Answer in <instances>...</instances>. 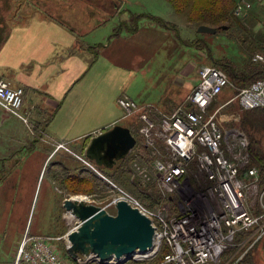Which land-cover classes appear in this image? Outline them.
<instances>
[{
  "label": "crops",
  "instance_id": "crops-1",
  "mask_svg": "<svg viewBox=\"0 0 264 264\" xmlns=\"http://www.w3.org/2000/svg\"><path fill=\"white\" fill-rule=\"evenodd\" d=\"M12 1H16L13 4L17 9L12 13L17 18L21 17L22 8L28 10L37 6L32 0H24L23 5H18V0ZM28 16L7 31L4 23L0 24V78L24 89L23 110L29 114V122L24 123L0 107L3 177L0 181L3 183L19 184L28 168L35 169L37 179L46 176L47 182L52 183L51 173L45 174L47 158L52 154L49 146L54 142L76 146L79 140L90 136L88 142L97 132L119 122L124 113L117 104L121 95L128 96L139 106L148 105L160 113H170L193 89L188 91L193 83L194 68V59L188 57V52L203 56V52L190 43L200 33L198 27L194 30L179 23L172 38L176 47L170 50L171 56L165 53L166 65L154 70L150 64L160 61V58L155 59L158 50L167 48L169 41V37L163 40L162 29L141 26L134 33L122 32L112 37V32L105 33L100 42L94 43L102 46L96 59L90 62L85 48L94 44L86 41L87 34L105 25L106 18L105 21L100 18V22L86 18L89 24L85 25L89 27L83 25V29L74 30L63 21H55L56 18H42L44 15L37 8L31 9ZM216 33L202 34L211 35L208 40L212 42ZM178 47L185 49L182 57L178 56ZM216 48L219 52V46ZM168 62L171 65H167ZM129 80L134 84V91L127 85ZM71 149L60 151H67L76 158ZM3 189L1 186L0 191Z\"/></svg>",
  "mask_w": 264,
  "mask_h": 264
},
{
  "label": "built area",
  "instance_id": "built-area-1",
  "mask_svg": "<svg viewBox=\"0 0 264 264\" xmlns=\"http://www.w3.org/2000/svg\"><path fill=\"white\" fill-rule=\"evenodd\" d=\"M257 1L264 5V0ZM251 6L250 1L239 0L234 13L241 16ZM252 60L264 63V53H255ZM229 85L230 81L223 70L213 65L203 66L198 73V82L185 102L170 113H161L158 127L146 111L151 106H139L126 95L117 98L124 118L138 114L142 122L139 131L145 145L153 146L154 136L163 140L167 149L166 156L153 162L154 174L163 176L162 180H158L163 189L168 192L179 191L186 166L193 160L213 184L211 190L220 199V210L206 218L196 216L198 211L185 197L179 204L180 214L168 216L164 212L165 207L148 209L129 193L120 190V194L106 203L104 208H114L117 200L123 199L150 218L155 230L153 248L146 253H135L128 260H148L143 264H217L228 248L247 242L248 238L237 242L238 233L250 232V237L254 236L250 246L264 235V189L258 194L259 212L254 213L245 204L247 192L257 187L259 181L257 168L247 167L248 160L244 153L246 135L236 128L227 131L229 137L238 139L228 144L227 150L240 146L243 154L239 161L226 156V149L222 145L225 131L216 117L219 109L208 111L215 98ZM23 96L24 89L21 86H13L8 80L0 79V107L28 123L29 114L23 110ZM235 98L243 108H264V79H256L241 88L230 101ZM185 104L188 106L182 107ZM61 146L63 144L57 145V148ZM78 158L98 176L109 181L93 162L86 157ZM134 169L138 176L148 179L150 171L146 165L134 163ZM81 198L93 203L89 197ZM78 225L79 221L75 218L72 227L60 236L25 235L17 247L13 264H68L57 242H65L67 249V233ZM162 245L169 250L157 261H151L157 257ZM241 257L227 264H239ZM75 260L78 264L101 263L92 254L78 255ZM101 264L121 263L112 258Z\"/></svg>",
  "mask_w": 264,
  "mask_h": 264
},
{
  "label": "rangeland",
  "instance_id": "rangeland-1",
  "mask_svg": "<svg viewBox=\"0 0 264 264\" xmlns=\"http://www.w3.org/2000/svg\"><path fill=\"white\" fill-rule=\"evenodd\" d=\"M32 1L37 2V6H33V8L31 9L37 8L38 12H42V14L44 15L42 16V18H56L55 21L58 20L57 22L59 23H62L63 21L68 27L74 30H80L81 28L83 29V25H88L89 21L86 18H92L91 21H93L95 18L98 22H100V18H102V21H105L106 18L107 23L105 25L95 30L93 29V31L87 34L86 41H92L91 44L100 42L101 39L104 38L105 33H108V35H110L112 29L116 27L121 21L119 20V18H125V20H128L129 18H132L134 15H136V18H141L140 27L142 26L162 29L163 40H167L169 37V41L167 42V48L169 49V52L165 50L166 47L159 48V53L157 54L155 59L158 60V58H160V61L158 63L157 61H153V63L150 64V67H155L154 70H160L161 67L166 65V63L163 61L165 53H167L168 56H171L170 50L176 47L175 41H173L172 39L173 37H175V30L158 26V24H156L151 18L146 16V14L162 17L164 19L168 18L166 20L174 21L178 24L180 23V26L183 25L184 27H186V25L180 20L182 18L179 17V15L174 11V9H172V7L166 0H102L104 5L109 8L107 10H105L100 5V0H92V2H89V0H41V3L40 0ZM13 3H16V1H0V24L2 22L4 23L6 31L15 23H22L27 20L29 18L28 14H30L31 11L30 8L28 10L22 8L20 12L21 17H14L12 12L17 8ZM24 3V0H18V5H23ZM110 6L112 9L110 8ZM8 13L10 14V16H8ZM111 13H113V15H109ZM46 14H48V16ZM34 18L40 17L34 16ZM88 27L89 26H86V28ZM123 33L126 34L127 31H123ZM212 42L214 47L219 46L220 51L226 49L227 43L222 31H220L219 33L217 32V35L213 38ZM192 49L194 48L192 47ZM184 50L185 49L182 48L179 49V57H182V53L184 52ZM216 53L219 54V52ZM188 57H192L194 59L192 77L193 83L192 86L188 88V91H190V89L192 87L194 88V85L198 82V73L200 69L205 65L212 64L205 53H203V56L200 54H198L197 56H193V54L189 55L188 52ZM167 65H171V62H168ZM0 79L5 80V78ZM127 85L131 87V91H134L133 82H130L129 80ZM236 93H238V88L233 84L225 87L215 98L214 102L211 105L210 112L219 109L216 113V117L221 124V128L225 131L222 145L226 149V156L233 158L235 161H239V158L243 154L241 152L240 146L236 147L235 149L232 147L227 150L229 146L228 144H230L232 141L237 142L238 139H236V137H229L227 131L231 128H236L240 131H243L247 138V149L246 151H244L246 155L245 158L247 157L248 163L250 160V166H254L257 168L259 178L262 177V179H264V170L260 169L261 164L256 159V157H259V155H257V150H260L261 154L264 156V124H259L260 128H257L255 125L251 124L252 122H245V112L241 115V108L236 98L227 103V100L231 96H236ZM184 102L180 103L179 105L183 104ZM179 105H177L175 109H177ZM186 106H188V104L182 105V107ZM136 114L137 113L133 114V116H130L132 117L131 119H134V116H136ZM130 117H122L117 123L131 127L135 131V136H133L136 138V142L138 139L142 144L143 135H140V131L139 133H137V125L131 124L132 120L129 119ZM156 123L158 127L159 118H157ZM257 141L260 142L259 148L256 147L254 143ZM79 142H81V140H79ZM155 142L158 149L156 151L153 150V152L152 150H149L150 159H154L153 162L157 161V159H163L167 153V149L165 148L164 142L161 137L154 136V143ZM86 143H89V141ZM59 144H63V146L57 148V145ZM136 145L138 146L139 143H136ZM136 145L130 151L131 156L135 155L137 152ZM149 147H154V145ZM48 149L52 154L47 158V162L49 160L48 164L45 167V174L47 175H49L51 170L53 171L59 168L58 165L52 167L50 164L51 162H53L54 164L58 161L62 162V165L66 166L68 172H70L73 167L78 165L76 160L71 157L72 155H70L67 151L61 152L60 150L71 149L73 153L77 155L76 158H78V156L82 157L81 152L83 151L79 145L69 146V144L67 145L63 142H54L53 145L49 146ZM132 167L133 171H135L134 164H132ZM148 169L150 171V177L151 169L149 167ZM186 169L184 173L185 175H183L182 181H180L181 183L179 185V191L175 190L172 192H168L159 184L163 194L166 196L173 194V196L176 197L175 203L178 204V210H181L179 206L181 200H183L184 197L188 198V200L193 204V206H195V209L198 211L196 213V216H199L201 218H206L212 213L218 212L220 210V199L211 190L213 184L208 179H206L205 174L197 167V163H195V161H190L188 166H186ZM241 169L243 170L244 167H241ZM34 171V168H28V172L23 174L22 181H20L19 184H17L16 182L3 183L2 181H0V187L2 186V188H4L2 191H0V264H12L17 247L25 235H53V232H55V234L57 235V232L64 229L65 225L64 232L61 231L64 234L72 227L75 218L67 214V211L63 209L62 201L64 198L85 196L89 197V199L93 201V204L105 207L106 203H108L113 197L120 194V190L125 191V189L118 187V185H116L114 181L112 182L109 180L108 183L110 188L108 187V189L110 190V193L108 192V189H105L104 192L103 190H98L96 193L91 194H66L55 187L52 181V183L47 182L46 176H40L37 179V176H34ZM139 177V180H144L142 177ZM153 177L159 181L160 179H163V176H160L159 174H154ZM0 178L3 179L1 171ZM260 186L261 184L258 181L257 187L247 192L246 195L245 204L254 213L260 211V206L258 204V194L261 191ZM127 190L129 189L127 188ZM126 192L129 193L130 191ZM108 194H110L109 197H103L107 196ZM166 204L167 205L164 206V212L168 214V212H170L171 210V205L168 203ZM105 209L110 213H114L115 211L113 207H106ZM59 216L61 217V221H63L64 225L63 223H61L60 225V221H58V227H55L57 218ZM63 243L57 242V245L61 250L59 251L61 253L63 252L64 247L66 248L65 242ZM238 256H242V264H264V240H261L257 244L251 246L249 243H244V245L237 246L234 249L232 248L229 254L226 257L223 256L217 264H227L230 260L235 259Z\"/></svg>",
  "mask_w": 264,
  "mask_h": 264
},
{
  "label": "trees",
  "instance_id": "trees-1",
  "mask_svg": "<svg viewBox=\"0 0 264 264\" xmlns=\"http://www.w3.org/2000/svg\"><path fill=\"white\" fill-rule=\"evenodd\" d=\"M166 1L172 7V9H174V11L179 15V17L182 18L180 20L188 27L193 28L195 30L199 25H208L216 27L218 33L220 31L223 32L227 46L226 49L221 51L219 50V54L216 53L217 48L213 46L211 40H208V36L211 35L197 33L196 37L191 41V44L198 50H201L203 53H205V55L210 59V62L213 66L220 68L225 72L227 78L230 81V84L236 86L238 88V92L241 88L247 87L251 82L256 79H264V63L255 62L252 60V56L255 53H264V5H262L257 0H250L252 6L248 9V11L241 16H237L234 13V8L239 0ZM109 15H113V13ZM135 16L136 15H134L132 18H129L130 20H121L119 24L114 27L110 37L119 35L123 31H127V33L135 32L140 27L141 19L138 17L136 18ZM146 16L151 18L156 24H158V26H161L163 28L177 30L179 27L178 23L174 21L166 20L162 17L153 16L150 14H146ZM216 35L217 33L214 34V36ZM101 46L102 44L86 46L85 49L87 50L88 54H90V62H93L96 59ZM211 105L208 109L209 112L211 111ZM240 108L241 115L245 112V122H252L251 124L255 125L257 128H260L259 124H264L263 107L243 108L240 106ZM146 111L148 112L149 117L153 121L156 122L157 118H159L160 120L161 113L158 112V110L154 109L153 107H148ZM131 118L132 117H130L129 119ZM131 120L132 125H137L136 130L138 131L137 133H139V128L142 122L138 114H136V116H134V119ZM129 129L135 136V131L131 127H129ZM140 135L142 136L141 133ZM89 137L90 136H86L81 140V142L77 143V145H79L82 150L85 149L87 144L86 142ZM136 143H139V145L137 146L135 144L137 148V152L135 155L131 156L130 152L125 158L117 161L111 168L97 166V169L110 181H114V183L118 185V187L125 189V191H130L129 193L148 209L164 207L165 205H167L166 203H168L171 205V210L170 212H168V216L179 215L180 210L177 209L178 204L175 203L176 197L173 196V194L169 196L164 195L159 186L158 180L153 177L154 159H150L149 150H152L153 152V150L156 151L158 149L156 142L154 143V147L150 148L149 146L145 145L144 138L142 136V144L139 142L138 139ZM254 143L256 147H260L259 141ZM257 155H259V157H256V159L261 164V167L260 165L259 167L261 170H264V156L261 154L260 150H257ZM81 156L85 157L83 151L81 152ZM73 159L76 160L78 165L73 167L70 172H68L66 166L62 165V162H56L59 168L53 171L51 170L50 172L55 187H57L66 194H91L96 193L98 190H103L104 192L105 189H108V181H105L94 171L84 166L85 164L78 158L73 157ZM135 162L147 165L151 169V175L148 179H144L143 181L138 179L139 176L136 175L132 167V164H134ZM50 164L52 167L56 165L53 162H51ZM247 167H251L250 160L249 163L247 162ZM259 183L261 184L260 189L263 190L264 179H262V177L259 178ZM127 188L129 190H127ZM109 191L110 190L108 189V192ZM109 196L110 194L103 197ZM58 221H60V225L61 223H63V221H61V217L59 216L57 218L55 227H58ZM64 230L65 225L64 229L59 230L57 232V235L55 234V232H53L54 234L51 236H60V234H63L61 231L64 232ZM247 238L248 240L246 243L250 244L252 239H254V236L250 237V232H240L236 236V241H244ZM261 240H264V235L254 244H257ZM59 242L63 243L62 241ZM235 247L228 248L224 252L223 256L226 257L232 250V248L234 249ZM58 248L60 250L59 246ZM168 250V247L162 245L157 257L151 261H157L163 255V253L167 252ZM61 254L68 264H78L76 260L72 259L71 256L67 253V249L65 247ZM147 261L148 260L130 259L121 264H143ZM242 261L243 259H240L239 264H242Z\"/></svg>",
  "mask_w": 264,
  "mask_h": 264
},
{
  "label": "water",
  "instance_id": "water-1",
  "mask_svg": "<svg viewBox=\"0 0 264 264\" xmlns=\"http://www.w3.org/2000/svg\"><path fill=\"white\" fill-rule=\"evenodd\" d=\"M197 31L213 34L217 28L199 25ZM135 144L136 138L129 127L116 123L93 135L84 154L96 166L111 168L125 158ZM62 207L79 221L77 228L67 233V253L72 259L92 254L101 263L112 258L123 263L133 254L146 253L153 248L155 230L150 218L123 199L115 203L114 213L77 196L64 198Z\"/></svg>",
  "mask_w": 264,
  "mask_h": 264
},
{
  "label": "bare ground",
  "instance_id": "bare-ground-1",
  "mask_svg": "<svg viewBox=\"0 0 264 264\" xmlns=\"http://www.w3.org/2000/svg\"><path fill=\"white\" fill-rule=\"evenodd\" d=\"M191 162H192V161H191ZM188 164H189V163H188ZM187 166H188V165H187ZM189 166H190V165H189ZM186 170H187V169H186ZM184 175H185V174H184ZM79 198H81V197L78 196V199H79ZM194 205H195V204H194ZM210 213H211V212H210Z\"/></svg>",
  "mask_w": 264,
  "mask_h": 264
}]
</instances>
